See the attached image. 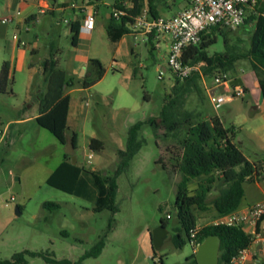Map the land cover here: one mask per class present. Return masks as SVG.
Here are the masks:
<instances>
[{"label":"rangeland","instance_id":"rangeland-1","mask_svg":"<svg viewBox=\"0 0 264 264\" xmlns=\"http://www.w3.org/2000/svg\"><path fill=\"white\" fill-rule=\"evenodd\" d=\"M61 1H74L78 6L88 2L89 7L86 14L80 12L76 17L72 4L52 14L43 13L37 6L38 0H0V73L5 62L17 61L19 49L28 52L24 69L18 67L12 72L8 87L12 94L0 92V130L5 131L0 135L1 258L11 260L15 254L33 252L43 257L27 256L28 264H56L47 259L59 264H198L186 235L182 248L177 249L173 242L174 228L179 226L175 203L182 176H173L164 164L169 157L166 147L175 142L158 140L150 125L142 126L139 137L145 144L130 163L129 170L118 178L117 213L97 212L94 203L47 184L66 156L80 167L114 175L117 152L126 149L129 129L159 117L176 83L171 71L162 68L164 64L167 66L168 37L161 38L159 44L154 41L146 46L144 36L124 35L120 30L109 32V26L118 23L108 17L112 14L113 0H95L98 6L89 3L91 0ZM172 1H176V6L160 10L166 19L185 3L184 0ZM26 3L35 6L36 23L18 17ZM94 13V32L87 37L79 36L77 47H73L70 23L75 20L84 23L86 15ZM6 19L10 20L7 24ZM248 28L254 30V25ZM244 30L242 26L227 31L230 41L241 38ZM217 38V43L209 49L210 55L224 50L223 37L218 34ZM21 42L27 46H21ZM51 44L56 46L60 68L76 81L74 87L67 89L72 111L66 145L36 122L39 105L35 92L41 86V64L49 57ZM33 48L38 50L35 56L31 54ZM78 48L89 53L91 59L100 60L106 69L102 81L89 90L79 85L85 72L76 59ZM209 64L207 62L208 68ZM216 74V70H211L205 77L209 85L214 84ZM31 77L37 79L33 90ZM230 77L243 80V87L247 89L243 98L217 109L205 91L203 99L197 94L190 96L186 108L200 113L207 121L219 117L226 128L237 132L235 142L244 155L253 163H262L264 114L254 108L261 106L263 99L250 61L237 62ZM227 93L223 89L218 92ZM10 122L12 125L8 126ZM74 133L76 149L71 144ZM92 139L102 141L104 150H91ZM160 159H164V163L159 162ZM17 178L22 188L20 194L13 192ZM261 180L264 183L263 178ZM198 184L199 181L192 182L191 190H196ZM246 188L244 205L259 198L250 185ZM217 194L215 191L209 195L207 212H196L199 227L212 224L218 218L212 205ZM47 202L58 204L60 210H47L44 207ZM17 208L21 209V215L17 214ZM164 223L170 236L160 250H155L151 235ZM101 241L104 242L101 253L88 256L96 253Z\"/></svg>","mask_w":264,"mask_h":264},{"label":"trees","instance_id":"trees-1","mask_svg":"<svg viewBox=\"0 0 264 264\" xmlns=\"http://www.w3.org/2000/svg\"><path fill=\"white\" fill-rule=\"evenodd\" d=\"M93 2V0H91ZM168 0H148L147 6L154 18L161 17L160 9ZM125 2H131L132 8L125 7ZM146 4L145 0H116L113 6L115 11L124 14L116 19L114 13L112 20L118 23L109 26V32L120 30L124 35H131L127 26L142 13ZM67 8V4H63ZM248 15L244 26V34L235 41H230L227 29L221 27L212 28L203 35L202 42L185 52V62H209L210 66L205 70V76L210 75L211 70L220 73L232 74L235 65L241 60H249L252 71L258 81L260 93L264 100V1L258 0L255 9ZM54 14V13H52ZM254 25V30L248 26ZM71 41L73 47H77L81 33V23L75 20L70 23ZM221 35L224 41V50L214 55L209 54V49L217 43V35ZM158 40L151 37L149 44ZM35 55L34 52L31 53ZM208 58V59H207ZM33 66V65H32ZM42 83L36 90V101L39 105V115L36 118L38 125L49 132L62 144H67L68 115L70 97L66 94L68 88L76 85L75 78L69 75L59 66L57 49L51 44V53L42 64ZM14 68L10 62L3 64L0 73V92L12 94L8 91ZM134 73H137V68ZM106 75V69L98 59H91L85 75L79 81L84 90H89L97 85ZM172 94L166 100L159 117L150 118L146 122H140L129 129L125 150L117 152L118 165L114 175L102 174L72 163L68 156L48 178L47 184L64 193L90 201L95 204V211H119L116 205L118 194V178L129 170L130 163L141 151L145 140H141L139 132L144 124H148L161 142L173 140V146L166 147L169 154L164 167L173 175L180 174L182 180L178 186V194L175 203L179 226L174 228L176 233L173 239L177 249L185 245L184 235L189 242L193 241L192 232L198 227L196 212H207L209 208L208 198L213 192L217 196L213 200V207L217 217H222L240 209L245 198V184L264 180V167L262 163H253L241 151L235 142L237 132L234 128H226L219 117L204 120L200 113L189 111L186 106L188 99L193 94L204 98L202 78L198 75L187 80L176 78ZM35 78L31 90L36 89ZM247 90V89H246ZM74 149L77 147V135L71 138ZM90 148L93 151L104 150V143L98 139H92ZM159 162L164 163V159ZM199 181L198 188L191 190V184ZM44 207L55 212L60 210L58 204L47 202ZM21 210V209H20ZM167 226V223H164ZM218 236L222 240L219 264L228 263L251 244V237L242 228L205 225L201 227L195 241L201 245L208 237ZM104 242L101 241L95 249L96 253L88 256L99 255ZM29 257H43L40 253L23 252L13 256L11 260L2 259L0 264H28ZM48 262H59L47 259ZM163 262V260H161Z\"/></svg>","mask_w":264,"mask_h":264},{"label":"built area","instance_id":"built-area-1","mask_svg":"<svg viewBox=\"0 0 264 264\" xmlns=\"http://www.w3.org/2000/svg\"><path fill=\"white\" fill-rule=\"evenodd\" d=\"M45 2L48 0H44ZM187 8L171 18H154L150 14L145 0V8L142 13L127 26L132 34L141 35L149 41L151 37L158 40L169 38V54L167 59V70L171 71L174 77L184 81L194 75L205 79L207 62H185V52L202 42L203 35L212 28L221 27L227 30H237L241 28L248 17V13L253 11L258 4V0H186ZM77 10L86 14L87 6L79 9L80 6L73 4ZM48 6L42 7V12L46 13ZM124 13L114 11V17L119 19ZM10 20H4L9 23ZM96 28V13L88 14L81 25V32L91 35ZM21 46L26 47L25 42ZM161 73L160 78H162ZM232 79L227 73H220L214 76V88L216 91L211 95V100L217 109L224 104L239 98H243L247 90L243 86H234ZM226 90L228 93L218 94L219 90ZM7 131V128H6ZM5 131L0 130V135ZM92 159V155L90 156ZM171 216H168L170 219ZM215 226H228L242 228L251 237V244L231 258L226 264H264V201L258 202L249 207L246 211H236L229 215L218 217L212 224ZM201 227H197L192 232L191 242L194 251L198 249L196 237Z\"/></svg>","mask_w":264,"mask_h":264},{"label":"crops","instance_id":"crops-1","mask_svg":"<svg viewBox=\"0 0 264 264\" xmlns=\"http://www.w3.org/2000/svg\"><path fill=\"white\" fill-rule=\"evenodd\" d=\"M185 1V3H184V5H182V6H180L179 8H177V9H175L176 11L172 14V15H170L169 16V18H171V17H173V16H175L176 14H178L179 12H181V11H183V10H185L186 8H187V1L186 0H184ZM73 3H75L74 1H70V2H68V1H61V0H48V1H44V0H38V3H37V6L38 7H40V8H42L43 6H48L49 7V9H47L46 10V12H50V13H56V11L57 10H63V9H66V8H63L62 6H63V4H67L68 5V7H69V5L70 4H72L73 5ZM78 3H84V0H78ZM89 3H94V4H96V6H98L99 5V3L97 2V1H95V0H93V2L92 1H90ZM116 4V0H113V2L110 4L111 6H114ZM25 5H27V6H24V7H22L23 9L21 10V12H20V16H18V17H21V16H23L22 17V19L25 21V22H28V21H30V22H32V23H36V19H35V15L33 14V11H34V8H35V6H32L31 4H29V3H26ZM124 5H125V7H127V8H132V3L131 2H125L124 3ZM87 6V8L89 7V5H88V2L85 4V6H80V8L79 9H83L82 7H86ZM174 6H176V1H172V0H168L167 1V3H166V5L164 6V8H172V7H174ZM33 7V8H32ZM67 7V8H68ZM163 7H161V9H162ZM160 9V10H161ZM28 10H30V11H28ZM114 11H115V9L113 8V10H112V14L114 13ZM28 12H30V13H28ZM80 12H81V10H75V16L77 17L78 16V14H80ZM82 13V12H81ZM112 14H110L108 17L109 18H112ZM161 17H162V15H161ZM80 21V20H79ZM80 23H81V25L83 24L81 21H80ZM19 26V25H18ZM80 36L81 37H87V36H90V35H88V34H84V33H80ZM149 41H146L145 40V45L146 46H148V43ZM155 42H157L158 44H159V42H160V40H155ZM38 50L36 49V48H33L32 49V51H31V53L32 52H34V53H36ZM27 51L26 50H22V49H19V55H18V59H17V61L16 62H10L11 64H12V66H13V68L15 69H17L18 67L19 68H21V69H24V67L27 65V63H28V56H27ZM169 54V53H168ZM32 56H35V55H32ZM76 59H77V62L79 63V65L82 67V68H84L83 70H84V72L86 73V71H87V67H88V62L91 60V57H90V55H89V53H87L86 51H83V50H81L80 48H78V50H77V53H76ZM31 67H32V65H31ZM136 68V67H135ZM162 68H163V70L164 71H168L167 70V66H166V64H164L163 66H162ZM41 73V75H42V72H40ZM82 78V77H81ZM34 79H35V77H31V85H32V83H33V81H34ZM243 81V80H242ZM256 83H257V85H258V87H259V84H258V81L256 80ZM202 86H203V88H204V90L207 92V93H209V95H210V97H211V95H213L214 93H215V91H216V88H214V84L213 85H209L208 83H207V80L206 79H202ZM260 89V88H259ZM66 94L67 95H69V97H70V108H69V115H68V127H69V129L71 128V126H70V124H71V111H72V103H71V96H70V94H68L67 93V91H66ZM261 97H262V95H261ZM263 99V98H262ZM262 106V107H261ZM261 106H256L254 109L255 110H259V109H261L262 111H263V114H264V100H263V104L261 105ZM38 117V115L36 116V118ZM12 125V122H10L9 124H8V126H11ZM249 161H251L250 159H248ZM252 162V161H251ZM262 165H263V167H264V159H263V161H262ZM246 185H250V187L255 191V193L259 196V198L258 199H256V200H253V201H251L250 203H246L245 205L243 204V202H242V205H241V207H240V209L238 210V211H241V212H243V211H246L249 207H251V206H253L254 204H256V203H258V202H262V201H264V183L262 182V181H258L257 179L254 181V182H251V183H246L245 184V186H244V188H245V197H246V195H247V188H246ZM252 190V191H253ZM245 199V198H244ZM244 201V200H243ZM195 252V251H194Z\"/></svg>","mask_w":264,"mask_h":264},{"label":"water","instance_id":"water-1","mask_svg":"<svg viewBox=\"0 0 264 264\" xmlns=\"http://www.w3.org/2000/svg\"><path fill=\"white\" fill-rule=\"evenodd\" d=\"M234 86H243L242 79H236L232 82ZM14 193L20 194L22 188L19 182V178L16 179L15 186L13 188ZM17 214L21 215L20 210L17 208ZM170 231L164 224H161L156 228L152 235V244L155 250H160L169 235ZM222 240L218 236L208 237L196 250V260L198 264H219L220 251H221Z\"/></svg>","mask_w":264,"mask_h":264},{"label":"flooded vegetation","instance_id":"flooded-vegetation-1","mask_svg":"<svg viewBox=\"0 0 264 264\" xmlns=\"http://www.w3.org/2000/svg\"><path fill=\"white\" fill-rule=\"evenodd\" d=\"M169 236H170V233H169L168 237H169ZM168 237H167V238H168Z\"/></svg>","mask_w":264,"mask_h":264}]
</instances>
